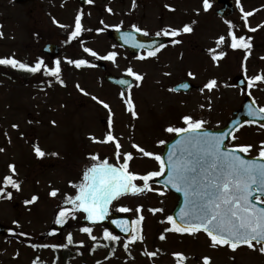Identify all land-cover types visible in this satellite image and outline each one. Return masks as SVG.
<instances>
[{"label":"rangeland","instance_id":"rangeland-1","mask_svg":"<svg viewBox=\"0 0 264 264\" xmlns=\"http://www.w3.org/2000/svg\"><path fill=\"white\" fill-rule=\"evenodd\" d=\"M132 1L95 0L93 6L83 11L82 23L91 31H85L78 41L65 43L67 31L54 24L53 19L61 24L72 25L79 10L73 3L68 0H38L35 5L0 0V32H3V37L0 38V57L14 54L16 59L28 64L42 58L49 66H53L50 64L53 59L44 56L41 48L45 43H55L61 48L57 59L62 61V78L66 83V86H61L53 78L41 73L31 75L6 66L1 69L0 148L5 151L0 152V177L8 174L9 164H14L18 174L15 178L21 181L22 190L17 192L9 188L13 192L12 199L0 198V224L7 229L6 234L0 238V264H33L37 257L38 264H56L50 251L44 249L37 252L27 247L25 242H66L64 237L68 232L73 234L74 241H84V247L87 248H81V254H78L80 251L75 252L66 261L67 264H95L97 260L102 264H176L172 256L174 252H183L190 257L186 264H199L203 256H210L211 264H264V255L247 247H241L235 253L227 247L212 249L207 236L202 233L195 237L166 233V239L161 241L159 236L168 225L160 221L166 214L171 215L176 202V197L166 189L163 197L149 192L139 197H123L114 202L133 209L138 204L144 206L145 239L143 243L131 245L130 254L125 253L123 240L114 245L115 254L110 259L105 257L110 255L112 245L109 248L97 247L92 252L90 249L93 242L79 231L82 227V216L79 214L77 219H69L63 226L54 224L63 194L74 191L69 186V181L79 182L82 170L90 164L89 154L99 153L101 158L107 157L110 162L114 160V145L94 143L90 139V136L103 138L108 117L107 110L92 100V95L110 105L114 113L113 133L120 138L122 152L134 153L135 158L130 167L140 173L155 168L156 164L136 153L131 147L133 142L146 150L160 153L162 148L157 146V140L171 138L163 129L169 124L179 125L182 115L191 114L195 118L204 119L207 121V129H217L225 124L231 112L241 104L243 94L232 86L231 80L244 74L241 67L244 51L233 53L225 44L222 50L226 55L218 66L208 54V49L215 47V40L220 35L227 36L228 32L225 20L216 17L213 4L205 12L202 0H136L135 8ZM240 3L245 11L254 12L248 18V23L257 30L251 32L244 27L242 13L236 3L235 13L227 21H231L236 29L239 28L240 33L252 35L251 43L255 47L251 50L246 66L247 76H254L264 72V0H240ZM165 5H169L174 11H170ZM108 8H113L112 12H108ZM191 17L195 21L192 33L176 37L181 43H170L156 58L143 61L137 57L144 53L133 57L117 46L113 48L115 43L105 33L96 31L112 30L118 24L122 25L121 29H131V25L135 24L147 30L150 35H155L168 26L180 28L183 26L182 21ZM101 20L104 24L100 23ZM104 25L108 27L105 28ZM83 47L92 48L100 55L117 51V62L97 60L84 53ZM66 57L85 58L95 65L103 62L108 72L116 76H125L128 67L143 74L141 86L131 89L138 118L134 119L126 111L119 95L121 90L104 83L103 74L97 67L76 69L63 62ZM188 71H192L196 78H189ZM166 72L171 75H164ZM213 78L217 80L218 87L212 92L205 90L202 93L200 89L204 83ZM184 80L195 88L198 87V90L188 94L168 91ZM77 83L90 95L85 96L76 89ZM249 91L257 107H264V85L258 84ZM200 105H204V108ZM52 121H55V125ZM13 124L19 127L13 128ZM249 127L254 126L247 128ZM260 130L247 129V132L243 129L236 134L234 143L253 145L248 155L256 156L260 142L264 141V130ZM33 144H39L48 155L42 159L37 158L33 152ZM53 152L58 155H51ZM52 189H59L60 194L56 198L49 196ZM33 195H37L39 199L26 205L24 201L31 199ZM150 207H161L165 212L153 215L148 211ZM117 214L135 219L134 212ZM104 228L106 227H93V234L102 236ZM50 229L56 231L55 236L48 234ZM15 239L21 240L18 242ZM157 249L159 252L155 258L149 259L142 254L144 250Z\"/></svg>","mask_w":264,"mask_h":264},{"label":"snow or ice","instance_id":"snow-or-ice-1","mask_svg":"<svg viewBox=\"0 0 264 264\" xmlns=\"http://www.w3.org/2000/svg\"><path fill=\"white\" fill-rule=\"evenodd\" d=\"M94 2L95 0H86L89 5L94 4ZM236 5L242 13L244 27L248 31L255 32L257 28L250 27L248 23V18L254 12L245 11L240 0H236ZM132 6L135 8L136 0H133ZM165 7L169 8L170 11H174L169 5H165ZM202 7L207 12L211 9L212 3L210 0H202ZM107 11L112 12V9L108 8ZM83 18V11H78L72 25L61 24L53 19L54 24L67 31L65 43L78 41L85 31H91V29L84 27ZM100 23L104 24V21L101 20ZM194 23L195 21H193ZM225 23L228 25L227 36L220 35L215 40V47L208 49L211 60L218 66L219 61L226 55V52L222 50L225 44L232 50H243L245 55L241 67L247 80V88L252 89L258 84H264V72L247 76L246 62L253 47L252 38L238 35L235 30L236 26L231 21L226 20ZM104 27L107 28L108 25H104ZM113 27L120 33V39L124 44L142 50L144 54L139 55L138 60L156 58L162 48L166 46L157 41L147 44L138 41L135 34L138 33L148 37L150 33L135 24L131 25V31H121L122 25L119 24ZM103 30L97 29L96 31L102 32ZM193 30L191 24H184L180 28L168 26L157 31L155 36L170 37L172 38L171 43L175 45L181 43V40L175 39L176 37L182 34H190ZM2 37L3 32H0V38ZM112 47L115 48L116 45ZM83 52L95 57L97 60L117 62V51H109L104 55H100L92 48L83 47ZM63 62L74 66L76 69L96 67L95 64L85 58L73 59L66 57ZM0 66L11 67L30 74L41 73L44 76L53 78L61 86H66L62 78L61 59H56L53 66H49L42 58H37L33 64H28L16 59L13 54L9 57H0ZM124 75L131 79L119 80L121 85L126 86V89L121 91L119 95L126 111L136 119L138 113L131 89L141 86L144 75L135 71L132 67L126 68ZM164 75L170 76L171 73L166 72ZM187 76L191 79L196 78L192 71H188ZM75 87L83 95H90L79 83ZM189 87L190 85L185 82L178 87L169 88L168 91L176 92L180 88L188 89ZM217 87L218 82L213 78L204 83L200 91L202 93L205 90L212 92ZM247 95L250 96L251 92L249 91ZM91 99L107 110L108 117L107 130L103 138L90 136V139L94 143L114 145V160L110 162L107 157L101 158L99 153L89 154L90 164L82 170L79 182L69 181V186L74 191L71 194H63L62 204L59 206L54 219L55 225L63 226L69 219H77L78 214L81 213L84 214L85 220L95 225L108 220L113 211L117 213L134 212L135 219L131 221L128 219L112 220V223L122 233L126 234V238L114 234L108 228L103 229L100 237L93 234V227L91 226H84L79 229L93 242L90 249L92 252H95L97 247L109 248L112 245L110 255L105 259H110L111 255L115 254L114 245L120 244L122 240L125 253H129L131 245L137 242L143 243L145 239L143 235L144 206L138 204L133 209L114 202L120 201L123 197H139L149 192H154L163 197L166 195L165 189L171 188L182 194L183 206L174 215L166 214L160 221V223L168 225L159 236L161 241L166 239V233L193 237L204 233L209 240V247L212 249L227 247L235 253L241 247H247L264 255V141L260 142L257 155L249 158L248 154L252 151L253 145L234 143L237 139L235 131L242 126L240 122L234 124L229 131L213 132L205 127L206 120L195 118L191 114L182 115L179 126L169 124L163 129L174 140L171 146L167 147L166 153L163 149L169 144L167 139L157 140V146L162 148L160 153L146 150L135 142L131 144V147L142 158H149L156 164L155 168L140 173L131 170L130 167L132 160L135 158L134 153L131 151L122 152L120 138L113 133L114 113L110 105L94 95L91 96ZM210 106L209 103V108ZM200 107L204 108V105H200ZM247 115L264 120V107L255 108L250 104ZM254 122L255 119L247 121L248 124ZM52 123L55 125V121H52ZM12 127L18 128L19 126L13 124ZM259 127L264 129V123L259 124ZM9 142L11 141L9 140ZM3 151L5 149L0 148V152ZM33 152L39 159L48 155L39 144H33ZM51 155L57 156L58 153L53 152ZM17 175L16 166L9 164L8 174L0 177V198L12 199L13 192L9 191V188L17 192L22 190L21 181L15 178ZM154 185H160V187ZM59 194V189H52L49 192V196L52 198H56ZM38 199L37 195H33L31 199L25 200L24 203L30 205ZM148 211L153 215L165 212L161 207H150ZM20 235L27 234L20 233ZM50 235L55 236L56 231L53 230ZM64 240L66 242L31 244L30 246L33 249H51L54 252L67 249L73 245L78 248L84 247V241H74L71 232L67 233ZM100 241H106L107 243H100ZM158 252L159 249L156 251L144 250L142 254L152 259L157 256ZM172 256L176 264H186L190 259L183 252H174ZM38 261L39 257L33 260V264H38ZM95 264H102V262L97 260ZM199 264H211V257L203 256Z\"/></svg>","mask_w":264,"mask_h":264},{"label":"water","instance_id":"water-1","mask_svg":"<svg viewBox=\"0 0 264 264\" xmlns=\"http://www.w3.org/2000/svg\"><path fill=\"white\" fill-rule=\"evenodd\" d=\"M17 2H21V1H24V0H16ZM215 3L217 5L219 4H223V7L218 10L216 13L218 16L222 17V18H226L227 16L231 15L232 14V8H231V5L228 1H223V0H214ZM136 35V38L138 41H140L141 43H151L153 41H157L159 43H166L167 42V39H164V38H159V37H143L139 34H135ZM110 37H112L113 39H115L119 44H122L123 46L125 47H128L131 51L132 54H135L137 53L140 49H136V48H133L131 47V45H127V44H124V42L120 39V33H116V32H113V33H110ZM42 52L44 54H48L51 58L53 57H56L59 55V48L55 45H51V44H47L43 47V50ZM99 67L101 69L104 70V67L103 65H99ZM121 79H128L126 77H115V76H111V75H106L103 77V80L107 83H110V84H114V85H118L120 86L123 90L126 89V86L125 85H121L119 83V80ZM185 83V82H184ZM187 83V82H186ZM189 84V83H188ZM233 84L234 86L236 87H239L241 90H245L246 89V84L243 80L242 77H237L233 80ZM190 85V84H189ZM179 86V85H178ZM177 86V87H178ZM192 89V86L190 85V87L188 89H183V88H180L179 90L181 91H185V92H189L190 90ZM253 105L250 100H249V97H246L243 101V104L240 108V110L236 111L233 113V119L230 120L227 125L222 129L223 131H229L233 128V125L236 124L237 122H240V124H245L247 123L248 120H253L255 119V122L256 123H264V120H259L258 118H253V117H249L247 115V112H248V106L249 105ZM254 107V106H253ZM221 130H218V131H213V132H219ZM174 140H172L171 142H169V144L167 146H165V149H164V152L166 153L167 151V147H170L171 146V143H173ZM172 192L176 193L179 197L178 199V202H177V205L172 213V215H174L176 212L179 211V208L183 206V196L182 194L180 193H177L175 192L174 189H171L169 188ZM114 219H128V218H125V217H116V216H110L108 220H105L103 221L102 223L104 224H107L109 226H111L115 231L119 232L121 235H126L125 233H122L120 231L119 228H117L113 223H112V220ZM83 225H88V224H91V222L87 221V220H82L81 222ZM5 233V230L3 227L0 226V237Z\"/></svg>","mask_w":264,"mask_h":264},{"label":"flooded vegetation","instance_id":"flooded-vegetation-1","mask_svg":"<svg viewBox=\"0 0 264 264\" xmlns=\"http://www.w3.org/2000/svg\"><path fill=\"white\" fill-rule=\"evenodd\" d=\"M70 3H73L78 9H79V5H78V3H77V1L76 0H68ZM31 4H35V5H37V3H38V0H33V1H31L30 2ZM131 4H133V1L131 2ZM90 6H93V5H90ZM89 6V7H90ZM144 6V5H143ZM130 10H131V12H132V15H133V9H132V7L130 6ZM85 9V8H84ZM113 9V8H112ZM79 11V10H78ZM84 11V10H83Z\"/></svg>","mask_w":264,"mask_h":264},{"label":"trees","instance_id":"trees-1","mask_svg":"<svg viewBox=\"0 0 264 264\" xmlns=\"http://www.w3.org/2000/svg\"><path fill=\"white\" fill-rule=\"evenodd\" d=\"M1 69H2V68H0V73H2ZM37 74H38V73H37ZM31 75H32V74H31ZM33 75H35V74H33ZM59 255L61 256L62 254L60 253ZM61 258H62V257H61ZM61 258L59 257L60 260H61ZM59 259H58V260H59ZM60 260H59V261H60ZM60 263H61V262H60Z\"/></svg>","mask_w":264,"mask_h":264}]
</instances>
